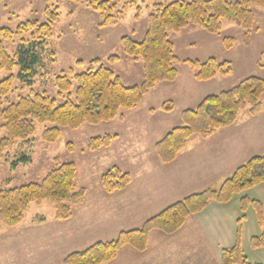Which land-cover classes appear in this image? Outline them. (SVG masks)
I'll list each match as a JSON object with an SVG mask.
<instances>
[{"label":"rangeland","instance_id":"obj_1","mask_svg":"<svg viewBox=\"0 0 264 264\" xmlns=\"http://www.w3.org/2000/svg\"><path fill=\"white\" fill-rule=\"evenodd\" d=\"M164 1L186 0H117L110 5L112 21L104 24L103 16L84 3L0 0V46L9 58H13L23 41L30 37V33L18 36L16 32L21 24L27 21L48 23L47 9L56 15L50 37L39 49L41 64L29 82L18 79L16 67L10 72L0 67V82L13 78L6 101L16 103L32 93H45L57 104H62L65 96L58 98L55 78L67 75L69 70L74 74L86 72L95 60L109 68L123 85L141 84L142 63L123 54L120 40L127 36L140 41L153 6ZM252 12L251 33L228 20L221 22L218 34H208L192 24L170 33L169 40L177 58L174 64L177 78L172 83L157 84L134 110L121 111L119 117L108 123L84 124L77 129L60 128L59 138L50 144L43 142L42 134L52 125H35L33 136L7 148L0 161V191L38 184L57 164L73 163L75 189H82L85 195L82 204L72 207V217L67 221L56 220L53 206L43 202L32 204L16 226L7 227L0 222V264H9L15 258L7 251L6 242L13 236H20L27 227L40 224L44 230L25 232L21 239L37 238L42 242L49 239L52 250L46 264H62L72 253L99 242L113 241L121 232L139 229L145 221L190 195L217 189L238 167L254 157L264 156V94L256 115H251L246 107L231 126L206 139L190 137L175 163L161 164L154 150V145L166 133L181 126L182 111L195 109L204 98L228 91L244 79L264 78V10L253 7ZM226 38L233 40L227 50L223 47ZM111 56L118 57V61L109 64L107 59ZM209 58L230 63L231 73L208 82L195 81L184 62H204ZM165 102L173 103L169 113L161 110ZM104 136L116 138L108 148L89 151L90 141ZM224 144L227 149L220 158V147ZM114 167L128 174L130 183L122 192L107 194L100 179ZM241 198L260 203L264 212V182L233 196L223 205L227 215H219V224L214 225L212 217L202 218L197 213L192 217L195 216L194 223L198 222L199 227L188 232L185 228L180 233L181 228L180 234L172 236L151 231L145 251L139 253L127 245L106 264H166L165 259H154L166 249H169V264H178L185 256L187 241L195 244L203 240L205 246L190 248L188 257L205 264H216V261L220 264V247L229 249L237 239L249 264H264V248L250 246L251 238L258 237L261 232L256 211L250 203L241 209ZM158 246L165 250L160 251ZM17 256L24 260L22 255Z\"/></svg>","mask_w":264,"mask_h":264},{"label":"trees","instance_id":"obj_2","mask_svg":"<svg viewBox=\"0 0 264 264\" xmlns=\"http://www.w3.org/2000/svg\"><path fill=\"white\" fill-rule=\"evenodd\" d=\"M84 3L104 18V24L113 19L110 5L117 0H69ZM264 10V0H186L162 2L152 8L148 16L147 29L140 41L123 37L120 45L123 54L135 62L142 63L143 80L135 86H125L120 79L101 62L95 60L86 72L61 74L55 78L58 98L65 96L62 104L45 93L20 98L16 103H8L13 78L0 82V161L5 150L16 141H25L33 136L35 125L50 124L42 134L45 143H54L60 128L77 129L84 124L108 123L119 117L121 111H131L141 105L144 97L160 83H172L177 78L174 67L177 58L169 34L179 32L188 25H197L208 34H218L221 22L228 20L251 33L254 24L252 8ZM38 24L27 21L17 30L18 36L30 33L18 52L9 58L0 46V67L9 71L18 69V79L29 82L41 64L39 49L50 37L52 22ZM53 18V19H52ZM6 32V30H2ZM9 34V33H7ZM232 39H224V49L231 48ZM118 57L107 59L109 64ZM197 82H208L217 76L231 73L230 63L209 58L204 62L185 61ZM94 65L97 67L95 68ZM264 94V78L250 77L237 86L218 95L204 98L195 109L184 110L180 114L181 126L173 128L154 145L161 164L173 163L186 147L188 139L199 136L206 139L216 131L231 126L238 114L249 107V113L256 115L260 110L261 96ZM161 110L169 113L172 102H165ZM116 137L104 136L90 141L89 151L108 148ZM24 161V160H23ZM76 167L73 163L57 164L38 184L0 191V222L7 227L18 225L32 204L47 202L53 206L55 218L67 221L72 217V207L84 201V191L75 189ZM101 186L105 193L122 192L130 183L129 175L114 167L101 176ZM264 182V156L254 157L238 167L217 189H206L178 201L158 215L148 219L139 229L121 232L110 242L96 243L84 251L68 255L62 264H106L114 260L119 250L130 246L136 252L147 249L148 235L160 231L169 236L177 233L186 220L200 213L209 204L225 205L233 196ZM252 205L256 211L260 235L250 240L252 249L264 248V212L260 203L240 199V208ZM238 236V235H237ZM220 264H249L239 245V239L229 248L221 251Z\"/></svg>","mask_w":264,"mask_h":264},{"label":"crops","instance_id":"obj_3","mask_svg":"<svg viewBox=\"0 0 264 264\" xmlns=\"http://www.w3.org/2000/svg\"><path fill=\"white\" fill-rule=\"evenodd\" d=\"M226 146H227V144L221 145V147H220V151H221L220 152L221 153L220 158L223 157V154H225V151L227 149ZM222 206L223 205H217V204H211L210 205L209 204L208 207H205V209H203V211H202L203 213L200 212L199 216H202V218L203 217H212L213 224L217 225V224H219V222H217V220L220 219L219 215H222V213L227 215V212H225V209ZM202 214H204V215H202ZM211 214H214V215L211 216ZM194 217L191 216V218L189 217V219L186 220L187 222H185V225H183L182 229L179 231L180 233L183 232V230L185 228H188L186 230V232H188L191 229H195V226L199 227V225H197L198 222L194 223L195 222ZM27 228L24 229L23 233L20 236H18V237L13 236V239L6 242L5 246H7V251H9L10 255H13V257L15 256L14 259H13V257L11 258L13 260L9 261V264H40L43 262H45V264H46V262L50 261L51 254L49 252L52 250V246H51V243H49L50 242L49 239L48 240L46 239V241H43V242L41 240L37 241V238H35V239L31 238L30 239L31 241H24L21 239L22 235L25 232L35 231L37 229L38 230H44V229H42L43 227L40 224H37V226H31L29 229H27ZM229 235H230V232H229ZM170 236H172V235H170ZM33 241H35V244L33 243ZM205 243L206 242L204 240L199 241V242L197 241V242H195V244H194V242L187 241L186 245L184 247L186 249L185 256L183 257L181 262H178V264H183L182 263L183 261H184V264L186 261H187L186 264H205L204 262H200L199 259L196 260L195 258L193 259V258L188 257V254H190V252H189L190 248H195V245L198 246L200 244H201V246L204 247ZM159 249H161L160 251L165 250L164 248L162 249V247H159ZM220 249H221L220 251H222L223 247H220ZM19 250H21V252ZM168 250L169 249H166L162 255H160L161 254L160 253L154 259L155 260L158 259V261L165 259L166 264H169V251ZM17 255H22L24 257V260L23 261L20 260V257H18ZM162 256H163V258L161 259ZM216 264H218L217 261H216Z\"/></svg>","mask_w":264,"mask_h":264}]
</instances>
